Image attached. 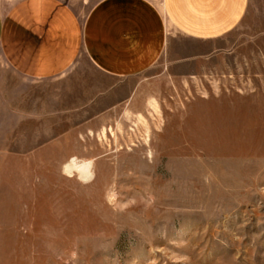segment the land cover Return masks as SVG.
I'll use <instances>...</instances> for the list:
<instances>
[{
	"label": "rangeland",
	"instance_id": "rangeland-1",
	"mask_svg": "<svg viewBox=\"0 0 264 264\" xmlns=\"http://www.w3.org/2000/svg\"><path fill=\"white\" fill-rule=\"evenodd\" d=\"M64 1L81 22L98 2ZM134 82L138 104L77 119L75 157L0 156V264H264V0L219 40L173 37Z\"/></svg>",
	"mask_w": 264,
	"mask_h": 264
},
{
	"label": "crops",
	"instance_id": "crops-1",
	"mask_svg": "<svg viewBox=\"0 0 264 264\" xmlns=\"http://www.w3.org/2000/svg\"><path fill=\"white\" fill-rule=\"evenodd\" d=\"M27 1L8 19L0 9L1 157H75L77 119L99 123L138 104L134 80L163 59L173 37L219 40L243 23L251 4L98 0L81 22L64 0ZM80 54L114 84H93L77 64Z\"/></svg>",
	"mask_w": 264,
	"mask_h": 264
},
{
	"label": "bare ground",
	"instance_id": "bare-ground-1",
	"mask_svg": "<svg viewBox=\"0 0 264 264\" xmlns=\"http://www.w3.org/2000/svg\"><path fill=\"white\" fill-rule=\"evenodd\" d=\"M66 172L72 174L74 172L84 180H90L94 175V162L93 161H79L73 159L67 166ZM72 176V175H71Z\"/></svg>",
	"mask_w": 264,
	"mask_h": 264
}]
</instances>
